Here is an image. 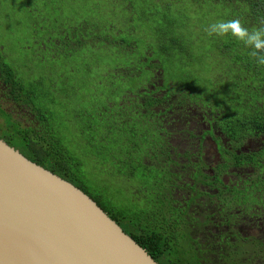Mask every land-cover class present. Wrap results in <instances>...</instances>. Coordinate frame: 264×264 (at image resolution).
<instances>
[{"label":"rangeland","instance_id":"obj_1","mask_svg":"<svg viewBox=\"0 0 264 264\" xmlns=\"http://www.w3.org/2000/svg\"><path fill=\"white\" fill-rule=\"evenodd\" d=\"M222 12H226L222 6L206 0H201L200 3L179 0L178 4L172 7H166L162 0H0L1 61L6 66L9 65L25 84L37 83L38 94L39 91L42 93L39 95L41 106L19 107L14 99L5 95L4 87L0 83V106L8 112L11 111L22 127H28L33 116L37 117L39 112L49 111L48 114L57 120L52 124V129L60 140L59 146L65 148L77 162H81L79 167L86 184L96 191L98 188L104 196H108L117 209L126 210L128 213L136 212L138 203L129 200L130 196L124 188L132 181L127 179V182L121 185L116 178H104L97 165L93 167L89 157L90 150H85L86 146L83 145L95 137L86 132L91 120L89 118H94L93 134L101 136L98 130L103 120L95 118L103 116V113L111 115L120 109L119 103L124 99L128 100V96L143 88L142 85H150V72L144 68L146 65L139 61L148 49H151L152 56L163 64V87L168 88L169 92L189 90L191 98H188V101L199 105L201 96H194V91L201 95L208 92L213 81L217 80H214L216 75L218 77L220 73L222 77L217 83L221 85L226 82L225 78L233 76V61L212 49L222 37L209 36L205 31L209 25L222 21ZM59 28L65 29L67 33L71 32L72 41L79 38L83 42L70 51H66V43L60 44L57 59L51 50L50 38L55 36V31ZM169 33L179 36L181 49L172 47L168 41L163 40L162 36ZM158 44H165L166 48L171 49L161 53ZM152 72L151 82L159 86L162 80L160 69H152ZM244 76L252 78L249 74ZM51 86H55V92L50 91ZM163 92L159 90L153 94L156 96ZM180 95L183 96L182 93ZM106 98L110 99V107ZM174 99L175 97H170L163 100L157 109L165 108ZM224 99L222 90L210 102L211 107L220 110ZM42 104L47 109L43 110ZM200 109L205 111L208 117L214 114L213 110L206 107ZM114 114L111 117H114ZM131 119L135 120L133 124L139 123L136 119ZM8 120L9 115L0 112V135L11 132ZM131 123L130 120L128 124ZM188 127H183V124L167 126V130L176 135L166 138L178 148L168 162L161 159L163 162L161 161L160 165L172 167L174 173L177 172V167L183 165L182 167L190 172L188 178L201 184L203 190L204 185L210 187L213 184L211 185V180L206 179L204 174L196 171L199 163L192 161H196L193 158L198 155L188 151L180 152L190 149L186 148L190 144L185 145L183 140L191 137L186 132L192 131ZM45 128L47 130L45 126L43 130ZM182 129H185V132L179 133ZM194 130L196 133L197 129ZM121 138V135L117 137L116 142ZM102 144V141L96 142V147ZM204 152L206 157L212 158L214 151L209 145L205 147ZM99 156L102 157V154ZM99 163L103 168L102 160L99 159ZM108 164L109 160L106 159L105 165ZM182 182L183 190L189 191L187 177L186 181ZM192 192L196 193V190L192 189ZM175 196L179 198L182 195ZM243 223L247 225L241 223V226H238L240 229L258 235V232L253 230L249 232L247 229H250V225ZM201 235L202 233H199L200 237ZM247 255L254 261L264 262V258L253 250H249L248 254L242 255L240 259H246Z\"/></svg>","mask_w":264,"mask_h":264},{"label":"trees","instance_id":"obj_2","mask_svg":"<svg viewBox=\"0 0 264 264\" xmlns=\"http://www.w3.org/2000/svg\"><path fill=\"white\" fill-rule=\"evenodd\" d=\"M178 1L162 0L166 7L175 6ZM206 1L222 6L226 10L221 13L222 21L239 19L242 25L249 29L260 27L261 22L264 21V0ZM192 2L200 3L201 0H192ZM30 4H28L29 8ZM70 35L73 34L67 33L63 28L55 31L56 37L50 38V47L56 56L53 57L58 59L60 44L66 43V51H70L83 42L79 38L72 41ZM221 37L222 40L216 42L212 49L233 61L232 67L228 64L233 71V76L225 78L226 82L221 85L217 83L222 77L220 73L218 77L216 75L214 80L216 78L217 80L213 81L208 92L201 95L194 91V96H201L199 105L188 101V98H191L189 90H171L169 92L168 88L163 87L161 70L163 64L161 60L153 57L151 49H148L144 53V57L139 58V61L145 64L144 68L150 72L148 82L150 85H142L143 88L137 89L133 95L128 96V100L124 99L122 103H119L120 109L114 111L115 114L114 112L111 115L103 113V116L95 118V120L100 121L101 118L103 120V124L98 130L101 136L97 135V137L93 134L95 122L93 117L89 118L91 120L86 132L95 137L90 141L87 140L83 145L86 146L85 150H90L89 157L92 160V165L93 167L97 165L100 168L104 178L107 176L116 178L121 185L126 183L127 179L133 182L125 185L124 188L130 196L129 200L137 201L136 212L128 213L125 212L126 210L117 209L108 196H104L98 188L96 191L86 184L83 172L79 167L81 162H77L65 148L59 146L60 140L55 130L52 129V124L57 120L48 114L49 111L39 112L37 117L33 116L28 127H22L20 121L13 117L11 111L8 112L0 106V112L9 115L8 128L11 131L7 135H0V138L18 149L28 159L71 182L90 196L125 233L146 249L159 264H196L190 256L194 253V249L189 246L188 220L183 215L184 211L182 212L175 205L172 198L173 188L178 186L182 178L168 170V165H160L161 159H164L165 162L169 160L170 153L165 144L168 142L166 137L169 136L170 131L161 125L160 119L156 116L160 109L157 111L154 108L159 107L163 100L175 97L168 107V110H173L175 113L179 112L178 107L185 111H188L189 106L211 109L214 111L215 119L219 120L218 126L230 137L232 144L240 143L248 136L264 134V65H258L249 56V49L230 35ZM162 38L168 41L172 47L181 49L180 38L176 33H169ZM158 46L161 53L171 49L166 48L165 44H158ZM155 68L160 69L161 73L160 80H162L159 86L153 85L151 82L152 69ZM245 74L251 75L252 78L245 77ZM0 83L4 87L5 95L14 99L19 107L41 106L39 95L42 93L39 91L38 94L37 83L33 82L28 85L22 82L17 73H14L9 65L6 66L1 58ZM151 84L153 87H150ZM159 90H164V92L154 96L153 93ZM222 90L225 94L224 105L220 107V110L213 109L210 102ZM50 91L55 92V86H51ZM106 100L107 102H105L110 107L112 105L109 103L110 99L106 98ZM42 107L43 110L47 109L43 104ZM174 107L175 109H173ZM113 114L114 117H111ZM131 118L136 119L139 123L133 124L135 120ZM130 120L132 123L128 124ZM44 126L47 127V130L44 129L45 132ZM120 135L122 138L116 142L115 139ZM99 141H102L103 144L96 147V142ZM101 154L102 157L99 156ZM243 155L235 158L242 160L240 157ZM99 159L102 160L103 168H101ZM106 159L109 160L107 166L105 165ZM247 160H253L252 165L264 174V148L255 154H247ZM261 182H264V177L258 180L257 186L247 187L248 194L246 193V199L244 198L243 201L250 204V207H252L251 203H258V197L252 194L251 188L262 191ZM120 191L123 192L122 188ZM242 192H237L239 198H241Z\"/></svg>","mask_w":264,"mask_h":264},{"label":"water","instance_id":"obj_3","mask_svg":"<svg viewBox=\"0 0 264 264\" xmlns=\"http://www.w3.org/2000/svg\"><path fill=\"white\" fill-rule=\"evenodd\" d=\"M0 264H159L71 182L0 138Z\"/></svg>","mask_w":264,"mask_h":264},{"label":"flooded vegetation","instance_id":"obj_4","mask_svg":"<svg viewBox=\"0 0 264 264\" xmlns=\"http://www.w3.org/2000/svg\"><path fill=\"white\" fill-rule=\"evenodd\" d=\"M152 84L150 87H153ZM169 105L160 111L155 108L158 111L157 118L166 129L167 126L176 124L189 126L192 131L186 132L191 137L183 140L185 145L190 144L186 146L190 149H183L180 152L197 154L198 157H192L196 161L192 162L199 163V168L194 170L204 174L206 179L211 180V185L213 184L210 187L204 185L202 190L201 184L188 178L190 172H187L183 165L175 166L177 167L175 173L172 167L168 168L182 178L178 186L173 188L172 198L175 205L184 211L183 215L188 220L189 246L194 249L190 256L196 264H264L263 261L252 260L250 255H247L246 259H240L242 255L248 254L249 250L264 258V182L260 183L262 191L251 188L252 194L258 197V203H251L250 207V204L243 201L246 193L248 194L247 187L257 186L258 180L264 177L263 172L252 165L253 160H247V154H255L264 148V134L248 136L242 142L232 144L230 137L218 126L219 120L215 119V114L208 117L206 112L197 106H189L190 112L178 107L179 112L175 113L168 110ZM192 128L197 129L196 133ZM183 132L185 129L179 133ZM173 135H176L173 131L169 133V136ZM165 145L170 153L169 158L173 157L172 153L178 147L169 142ZM209 145L214 151L212 158L206 157L204 152L205 147ZM239 155H243L240 157L242 160L235 158ZM231 157L234 159L231 160ZM186 177L189 191L183 190L182 181H186ZM192 189H195L196 193L192 192ZM240 191H243L241 198L237 196V192ZM175 194L182 196L178 198ZM243 222L251 226L247 229L249 232L253 230L258 232V235L240 229L238 226H241V223L245 224ZM253 227L256 229H252ZM199 233H202L201 237Z\"/></svg>","mask_w":264,"mask_h":264},{"label":"clouds","instance_id":"obj_5","mask_svg":"<svg viewBox=\"0 0 264 264\" xmlns=\"http://www.w3.org/2000/svg\"><path fill=\"white\" fill-rule=\"evenodd\" d=\"M209 36H231L249 49V56L264 65V21L257 28H246L239 19L218 21L205 29Z\"/></svg>","mask_w":264,"mask_h":264}]
</instances>
